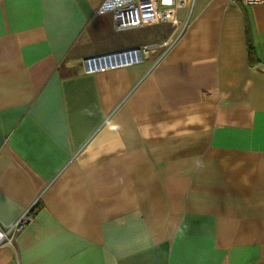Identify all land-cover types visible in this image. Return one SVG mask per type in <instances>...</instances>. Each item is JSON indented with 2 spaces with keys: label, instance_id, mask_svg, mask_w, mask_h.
<instances>
[{
  "label": "crops",
  "instance_id": "1",
  "mask_svg": "<svg viewBox=\"0 0 264 264\" xmlns=\"http://www.w3.org/2000/svg\"><path fill=\"white\" fill-rule=\"evenodd\" d=\"M103 1L0 0V224L38 199L0 264H264V4Z\"/></svg>",
  "mask_w": 264,
  "mask_h": 264
},
{
  "label": "built area",
  "instance_id": "2",
  "mask_svg": "<svg viewBox=\"0 0 264 264\" xmlns=\"http://www.w3.org/2000/svg\"><path fill=\"white\" fill-rule=\"evenodd\" d=\"M163 6H176V0H159ZM243 5L264 4V0H231ZM141 0H104L99 7L100 12H110L114 19L115 27L118 30H126L143 25ZM163 20L170 19L174 24L181 25L178 32L172 39L160 41L148 46L132 47L121 50H114L105 53L93 54L84 57L83 67L86 73H96L104 70L130 66L143 61L145 54L152 50H159L162 55L178 39L186 23L181 24L176 17L171 18L167 10L162 12ZM36 198L28 205L20 215L9 224H0V247L5 244H13L17 233L36 216Z\"/></svg>",
  "mask_w": 264,
  "mask_h": 264
},
{
  "label": "trees",
  "instance_id": "3",
  "mask_svg": "<svg viewBox=\"0 0 264 264\" xmlns=\"http://www.w3.org/2000/svg\"><path fill=\"white\" fill-rule=\"evenodd\" d=\"M249 51H250V58H251V60H255V57H254V55H253V53H252V51H253V46H252V44H251L250 41H249ZM36 211H37V207H36Z\"/></svg>",
  "mask_w": 264,
  "mask_h": 264
}]
</instances>
